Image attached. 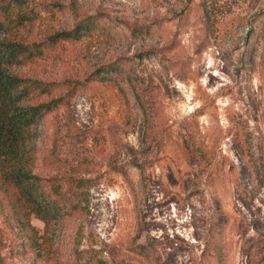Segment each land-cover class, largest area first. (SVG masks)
I'll use <instances>...</instances> for the list:
<instances>
[{
	"label": "rangeland",
	"instance_id": "1",
	"mask_svg": "<svg viewBox=\"0 0 264 264\" xmlns=\"http://www.w3.org/2000/svg\"><path fill=\"white\" fill-rule=\"evenodd\" d=\"M22 3L39 9L24 42L82 15L113 20L12 68L54 82L30 103L63 95V79L73 88L28 143L32 172L64 203L60 217L49 222L39 259L9 251L7 262L68 264L74 247H92L112 264H249L247 240L264 237V0ZM120 21L149 28L130 34ZM112 62L104 80L82 81ZM9 213L0 191L4 251L20 241Z\"/></svg>",
	"mask_w": 264,
	"mask_h": 264
},
{
	"label": "trees",
	"instance_id": "2",
	"mask_svg": "<svg viewBox=\"0 0 264 264\" xmlns=\"http://www.w3.org/2000/svg\"><path fill=\"white\" fill-rule=\"evenodd\" d=\"M38 11L36 7H25L22 0H0V191L8 199L10 213L6 216L9 218L7 227L17 230L20 236V241L9 243L7 250L4 251L1 241L4 230L0 226V264H11L7 262L8 256L5 255L9 251L15 256L31 252L39 259L44 251L46 228L50 221L55 223L60 217V209L64 203L49 198L42 179L32 172L28 143L33 128L42 114L61 104L63 98L69 96L73 88L69 79H63L60 83L69 86L63 95L49 98L44 102L30 103L28 100L33 92L47 94L54 82H41L20 76L14 73L12 68L38 57L45 47L61 41L81 39L98 27L102 19L113 20L102 11L82 15L68 29L55 30L37 42H24L19 35L23 29L31 26L38 16ZM161 19L151 22L157 24ZM120 23L130 34L146 32L149 28V23L136 24L127 21ZM114 66L116 65L113 62L100 65L82 81L86 82L92 78L104 80L101 74ZM255 169L243 166V170L249 175H256ZM59 188V183L51 185L54 195H58ZM234 192L238 198L247 194L241 182H235ZM31 218L39 220L42 228L35 227L30 222ZM103 251L101 248L74 247L68 264H112L105 259ZM244 254L247 263L264 264V237L247 240Z\"/></svg>",
	"mask_w": 264,
	"mask_h": 264
}]
</instances>
